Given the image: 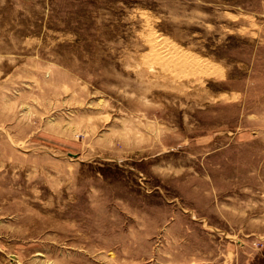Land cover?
I'll list each match as a JSON object with an SVG mask.
<instances>
[{"label": "rangeland", "instance_id": "rangeland-1", "mask_svg": "<svg viewBox=\"0 0 264 264\" xmlns=\"http://www.w3.org/2000/svg\"><path fill=\"white\" fill-rule=\"evenodd\" d=\"M0 264H264V0H0Z\"/></svg>", "mask_w": 264, "mask_h": 264}, {"label": "bare ground", "instance_id": "bare-ground-1", "mask_svg": "<svg viewBox=\"0 0 264 264\" xmlns=\"http://www.w3.org/2000/svg\"><path fill=\"white\" fill-rule=\"evenodd\" d=\"M151 40H154V41H156L157 39H156V37L155 38H152ZM157 46H158V44H156ZM155 45V46H156ZM160 45V44H159ZM164 49V48H163ZM170 51V50H169Z\"/></svg>", "mask_w": 264, "mask_h": 264}]
</instances>
